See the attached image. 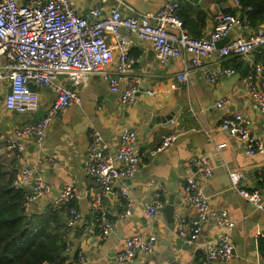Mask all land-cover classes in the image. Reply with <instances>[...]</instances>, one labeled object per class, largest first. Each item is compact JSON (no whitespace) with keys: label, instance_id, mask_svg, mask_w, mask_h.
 Returning a JSON list of instances; mask_svg holds the SVG:
<instances>
[{"label":"crops","instance_id":"obj_1","mask_svg":"<svg viewBox=\"0 0 264 264\" xmlns=\"http://www.w3.org/2000/svg\"><path fill=\"white\" fill-rule=\"evenodd\" d=\"M72 1L77 13L83 17H89L90 11L99 4V0ZM123 1L134 12L144 14L154 13L167 1L179 3L178 13L189 20L184 29L196 38L208 37L217 13L240 12L234 0ZM113 4V0H108L102 13L106 15ZM120 10L124 16L132 14L123 6ZM253 33V28L237 29L228 38L231 41ZM127 52L136 60L133 78L140 88L131 103L121 105L119 93L111 92L99 77L85 78L77 89L80 103L68 107L52 120L41 143L26 141L25 151L18 157L6 149V140L14 129L34 123L38 119L35 116L38 110L23 115L7 113L0 100V165L15 172L17 177L23 167L34 168L49 187L48 192L26 208V214L51 215L53 211L58 215L57 222H52L51 227L68 232L69 247L66 246L64 263L203 264L199 245L218 241L223 231L211 221L196 241L188 242L177 235L176 229L182 221L195 217L194 210L182 201L184 178L194 175L188 165L206 156L211 174L205 179L199 178L203 192L210 204L225 210L234 223L229 231L232 257L224 263L213 264H264V211L255 209L241 198L231 187L228 177L230 172H241L243 180L239 186L257 190L264 198V117L247 96L246 76L241 75V69L247 64L251 68L255 60L252 56L226 59L221 64L235 69L236 74L211 85L204 79V68L211 69L218 64L212 57L202 59L203 68L192 66L189 53L160 66L151 45L133 37H128ZM184 67L188 68L189 82L171 90L170 85ZM145 90L152 91V95H145ZM36 91L39 106L45 111L53 94L45 88ZM225 99L228 100L225 107L215 105ZM171 111L175 113L173 119L164 123V116ZM237 113L248 119L250 137L263 145L261 153L247 155L243 142L220 130L222 118ZM124 128L134 130L137 135L134 150L140 156V163L131 179L116 181L111 192L102 196L98 207L114 224L111 232L103 235L97 226L96 210L92 208L100 189L87 175L84 165L88 134L90 129L97 130L103 138L104 150L115 154L119 148V132ZM165 134L176 136L175 141L150 156L149 151L157 149ZM219 144L224 146L217 152L215 146ZM66 185L74 186L78 193V197L68 203L81 216L79 226L74 229L68 227L67 207H58L55 201ZM159 185L163 186L161 205L154 216H148L146 207L153 204ZM121 190L126 193L129 203ZM128 204L129 215L121 217ZM166 205L173 206L172 224L160 210ZM76 230L80 231L77 239L73 238ZM137 234L156 237L153 252H138L133 260L118 262L116 255L124 250V241Z\"/></svg>","mask_w":264,"mask_h":264},{"label":"built area","instance_id":"obj_2","mask_svg":"<svg viewBox=\"0 0 264 264\" xmlns=\"http://www.w3.org/2000/svg\"><path fill=\"white\" fill-rule=\"evenodd\" d=\"M107 1L99 0L89 17H83L77 13L72 0H0V93L4 94L3 110L19 115L37 111L39 96L36 90L30 89V84L53 94L42 118L12 131L6 140L8 151L18 157L24 153L26 141L41 143L52 120L68 107L80 103L77 89L85 78L99 77L107 83L111 92L119 93L121 105L131 103L140 88L133 78L136 60L127 52L128 37L149 43L160 66H165L171 59L183 58L185 53L192 55L191 64L195 68H203V58H214L218 64L211 69L204 68V79L211 85L236 74L235 69L221 64L226 59L257 57L259 60L252 62L244 85L247 96L264 117V59L260 58L264 50V24L250 36L234 38L222 47L216 45L237 29H251L247 18L251 8H244L239 0H234L240 12L217 13L208 37L196 38L184 29L178 17L177 2H164L159 10L144 14L134 12L123 0H113L114 4L104 15L102 12ZM121 6L132 14L124 16ZM188 82V68L184 67L176 75L170 89L184 87ZM144 94L151 96L152 91L145 90ZM227 103L225 99L215 105L223 108ZM249 125L248 119L237 113L225 115L219 128L233 139L243 142L247 155H255L263 151V145L258 139L250 137ZM88 137V154L84 165L87 175L100 189L92 208L96 210L97 226L106 235L114 224L98 206L102 196L111 192L116 181L131 179L137 172L140 163V156L134 150L137 135L134 130L122 129L115 154L104 150L103 138L97 130L90 129ZM175 138L172 134L163 135L157 149L149 151L150 156L165 149ZM223 146L216 145L215 150L219 152ZM188 166L194 175L184 178L182 201L194 210L195 217L187 222L182 221L177 226V235L194 242L204 226L213 221L223 234L216 242L207 241L199 245L203 264L224 263L232 257L229 231L234 223L225 210L213 207L203 192L199 178L205 179L211 174L206 156L192 161ZM228 177L231 187L241 198L255 209L264 211L262 195L257 190H245L239 186L243 180L241 172H230ZM12 187L23 191L25 209L49 191L41 174L29 167L21 169ZM121 194L129 203L123 190ZM162 194L163 186L159 185L153 204L146 207L148 216L155 215L161 205L159 199ZM77 197V189L66 185L55 201L58 207H67ZM129 211L128 204L121 217L129 215ZM67 214L68 227H78L81 216L77 209L68 206ZM155 243L156 237L153 235H134L124 241V250L116 255V260L131 261L138 252L152 253ZM66 246L68 249V239ZM64 264L76 263L67 261Z\"/></svg>","mask_w":264,"mask_h":264},{"label":"trees","instance_id":"obj_3","mask_svg":"<svg viewBox=\"0 0 264 264\" xmlns=\"http://www.w3.org/2000/svg\"><path fill=\"white\" fill-rule=\"evenodd\" d=\"M239 2L242 7L251 8L247 13L250 28L256 30L264 24V0ZM178 17L185 27L189 20L180 13ZM263 57L264 52L260 58ZM16 177L15 172L0 165V264H64L68 232L51 227L58 218L53 211L51 215L26 214L23 191L12 187Z\"/></svg>","mask_w":264,"mask_h":264},{"label":"water","instance_id":"obj_4","mask_svg":"<svg viewBox=\"0 0 264 264\" xmlns=\"http://www.w3.org/2000/svg\"><path fill=\"white\" fill-rule=\"evenodd\" d=\"M229 41V38L226 37V38H223L222 40H220L219 42H217V47H222L224 45H226V43H228ZM251 60H252V57H251ZM250 70V67L249 65H245L242 69H241V75L242 76H246V74L248 73V71ZM30 89L31 90H36V87H34L33 85H29ZM4 95V94H3ZM3 95L0 96V100H3ZM44 109L39 106V109L38 111L36 112L35 116L40 119L44 116ZM174 111H171L170 113L166 114L164 117V123L166 122H171V120L173 119L174 117ZM166 121V122H165ZM162 212L164 211L166 213V216H167V220L170 224H172V216H173V206L171 205H166L164 206L163 208L160 209ZM80 235V231L76 230L74 232V235H73V238L77 239L78 236Z\"/></svg>","mask_w":264,"mask_h":264}]
</instances>
